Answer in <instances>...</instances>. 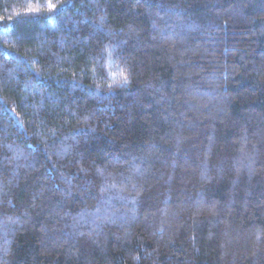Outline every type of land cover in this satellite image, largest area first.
<instances>
[{"label":"trees","instance_id":"obj_1","mask_svg":"<svg viewBox=\"0 0 264 264\" xmlns=\"http://www.w3.org/2000/svg\"><path fill=\"white\" fill-rule=\"evenodd\" d=\"M0 264H264V0H0Z\"/></svg>","mask_w":264,"mask_h":264}]
</instances>
